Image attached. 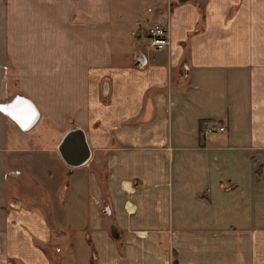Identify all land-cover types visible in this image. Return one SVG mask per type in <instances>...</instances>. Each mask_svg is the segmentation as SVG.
<instances>
[{"label":"crops","instance_id":"crops-1","mask_svg":"<svg viewBox=\"0 0 264 264\" xmlns=\"http://www.w3.org/2000/svg\"><path fill=\"white\" fill-rule=\"evenodd\" d=\"M180 1L0 0V264H264V0Z\"/></svg>","mask_w":264,"mask_h":264},{"label":"water","instance_id":"water-1","mask_svg":"<svg viewBox=\"0 0 264 264\" xmlns=\"http://www.w3.org/2000/svg\"><path fill=\"white\" fill-rule=\"evenodd\" d=\"M187 69L188 65L184 64L181 67V74ZM0 111L12 118L24 130L31 129L39 119V112L35 105L21 96L15 98L9 104H0ZM59 152L71 167L87 164L90 160V151L83 130L74 128L70 131L61 143Z\"/></svg>","mask_w":264,"mask_h":264},{"label":"built area","instance_id":"built-area-1","mask_svg":"<svg viewBox=\"0 0 264 264\" xmlns=\"http://www.w3.org/2000/svg\"><path fill=\"white\" fill-rule=\"evenodd\" d=\"M147 38L153 50L158 51L170 44V30L168 25L152 26L147 32ZM225 127L219 123H208L203 126L201 135L208 138L214 135L223 134Z\"/></svg>","mask_w":264,"mask_h":264},{"label":"rangeland","instance_id":"rangeland-1","mask_svg":"<svg viewBox=\"0 0 264 264\" xmlns=\"http://www.w3.org/2000/svg\"><path fill=\"white\" fill-rule=\"evenodd\" d=\"M149 28L148 27H144V29H142V30H145V35L146 36H147V32H148ZM143 51H144L145 54H149V52H150L149 46L147 45V46L143 47ZM0 122H1V120H0ZM85 245L87 246V244L84 243V247H85ZM85 252H89V249L87 251V247H85V249H83V250H81V249L78 250L77 264H87L88 263V261L84 258V256H86ZM89 254H88V256H89Z\"/></svg>","mask_w":264,"mask_h":264},{"label":"trees","instance_id":"trees-1","mask_svg":"<svg viewBox=\"0 0 264 264\" xmlns=\"http://www.w3.org/2000/svg\"><path fill=\"white\" fill-rule=\"evenodd\" d=\"M188 0H181L179 3H181V4H183V3H185V2H187ZM73 125V124H72ZM93 258H91V263L93 264Z\"/></svg>","mask_w":264,"mask_h":264}]
</instances>
